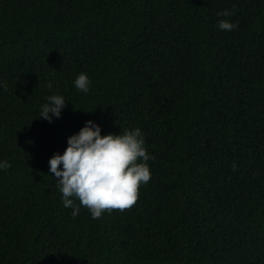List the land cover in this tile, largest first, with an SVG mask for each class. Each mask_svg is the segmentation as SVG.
<instances>
[{"label":"trees","instance_id":"obj_1","mask_svg":"<svg viewBox=\"0 0 264 264\" xmlns=\"http://www.w3.org/2000/svg\"><path fill=\"white\" fill-rule=\"evenodd\" d=\"M87 120L152 156L95 219L48 165ZM0 160V264H264V0H0Z\"/></svg>","mask_w":264,"mask_h":264},{"label":"clouds","instance_id":"obj_2","mask_svg":"<svg viewBox=\"0 0 264 264\" xmlns=\"http://www.w3.org/2000/svg\"><path fill=\"white\" fill-rule=\"evenodd\" d=\"M233 10H222L219 17L233 16ZM216 27L220 31H232L238 27L229 19H220ZM75 88L87 94L91 81L84 72L73 81ZM52 87L51 83L48 85ZM66 99L59 93L45 98L40 105V117L49 123L60 119L66 108ZM99 124L87 120L79 131L66 140L63 153H53L48 160L49 173L57 182L65 208H71L75 218L80 207H85L92 218L114 209L130 208L138 199V189L151 177L148 161L152 156L145 147V138L139 127L125 129L119 134L102 135ZM10 163L0 160V171ZM79 204H76V201Z\"/></svg>","mask_w":264,"mask_h":264}]
</instances>
